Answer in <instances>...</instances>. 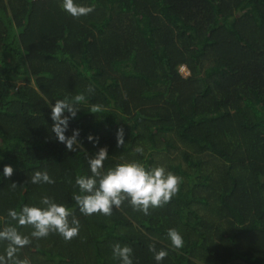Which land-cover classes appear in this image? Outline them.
Returning <instances> with one entry per match:
<instances>
[{
  "label": "trees",
  "instance_id": "16d2710c",
  "mask_svg": "<svg viewBox=\"0 0 264 264\" xmlns=\"http://www.w3.org/2000/svg\"><path fill=\"white\" fill-rule=\"evenodd\" d=\"M74 2L94 11L75 18L63 0H0V230L16 224L9 209L44 196L76 208V177L91 175L88 155L101 147L105 171L131 160L162 166L160 154L178 151L182 160L167 167L183 182L150 215L127 202L110 217L77 207L76 238H33L19 258L120 264L119 243L133 248L134 264H157L154 243L168 251L160 264H264V0ZM81 93L88 101L66 132L80 130L81 148L69 151L51 131L52 106ZM93 103L104 111L90 112ZM121 127L125 144L117 147ZM5 165L14 168L11 178ZM35 171L55 183L33 184ZM171 228L185 240L180 250ZM6 247L0 242V254Z\"/></svg>",
  "mask_w": 264,
  "mask_h": 264
},
{
  "label": "clouds",
  "instance_id": "9594fccd",
  "mask_svg": "<svg viewBox=\"0 0 264 264\" xmlns=\"http://www.w3.org/2000/svg\"><path fill=\"white\" fill-rule=\"evenodd\" d=\"M62 8L75 18L85 16L94 11L95 6H81L74 0H63ZM94 87L86 90L88 95L94 94ZM88 95L81 93L69 99H58L52 106L51 118L53 126L51 131L60 143L66 145L67 150L77 151L81 148L78 137L79 129H74L71 136L66 135L71 119L77 117L82 103H87ZM90 112L97 114L104 111L100 104L93 103ZM67 113V115L65 114ZM125 133L123 127L116 133L117 147L124 146ZM88 139L92 141L93 136ZM98 144V140H96ZM134 153L143 155L144 148L137 146ZM107 147H101L95 156L88 155V165L91 175H78L75 184L79 192L73 193L72 199L76 208L84 216L102 214L112 216L114 209H121L127 202L134 211L150 215V208L163 207L171 202L172 198L180 192L183 178L168 171L164 166L146 168L139 160L124 161L105 171V161L108 159ZM14 168L5 165L3 175L11 178ZM33 184H54L47 171H35L31 177ZM71 182V181H69ZM11 187L15 189L17 184L13 182ZM76 208L59 204L49 196H44L39 205H24L21 210L9 209L8 216L15 221V225L5 226L0 230V242H7L4 254H0V264H31L27 258L20 259L19 252L25 246L32 243V239L47 237L50 233L60 234L65 241H71L80 233V220L76 216ZM30 226L33 230L30 235H25L20 228ZM173 250H180L185 246V240L179 230L171 228L167 232ZM149 251L154 254L157 264H160L167 256L165 249L157 250L156 245L150 244ZM113 258L120 264H134L133 248L113 245Z\"/></svg>",
  "mask_w": 264,
  "mask_h": 264
},
{
  "label": "rangeland",
  "instance_id": "374dc122",
  "mask_svg": "<svg viewBox=\"0 0 264 264\" xmlns=\"http://www.w3.org/2000/svg\"><path fill=\"white\" fill-rule=\"evenodd\" d=\"M179 69L181 71V73L183 75H188L190 73L189 71V68L187 67L186 64H181L179 66ZM179 155V156H177ZM173 157V158H172ZM205 157L206 158H211V155L210 153H205ZM169 158H172V159H169ZM181 155L178 153V151H176L175 153H172V154H160L159 157H158V161L159 163L164 166L165 168L168 166L169 164V161L171 162H174V163H177L179 161H181ZM168 171L170 170L169 167L166 168Z\"/></svg>",
  "mask_w": 264,
  "mask_h": 264
}]
</instances>
